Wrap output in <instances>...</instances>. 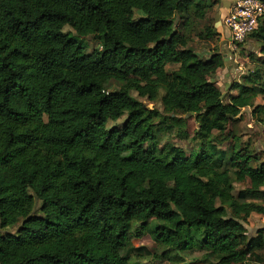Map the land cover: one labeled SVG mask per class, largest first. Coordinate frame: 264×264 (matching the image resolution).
<instances>
[{"label":"trees","instance_id":"obj_1","mask_svg":"<svg viewBox=\"0 0 264 264\" xmlns=\"http://www.w3.org/2000/svg\"><path fill=\"white\" fill-rule=\"evenodd\" d=\"M213 8L0 0V264H136L149 252L133 240L145 236L169 253H201L202 263L264 264V228L250 237L245 226L264 215L253 201L264 200V162L230 130L247 108L264 124V106H255L264 59L226 103L214 81L225 55L192 47L193 24ZM216 28L196 38L213 40ZM91 35L102 49L87 53L78 38ZM249 38L264 57V21ZM161 90L163 113L131 95L154 102ZM187 115L199 125L198 151L160 147L163 130L189 138ZM230 141L231 152L221 147ZM236 183L248 185L238 196Z\"/></svg>","mask_w":264,"mask_h":264},{"label":"rangeland","instance_id":"obj_2","mask_svg":"<svg viewBox=\"0 0 264 264\" xmlns=\"http://www.w3.org/2000/svg\"><path fill=\"white\" fill-rule=\"evenodd\" d=\"M210 4H213V10L208 15L207 21L205 22H196L193 24V31L191 39L194 38L192 47L199 52L204 57L209 56L210 52H217L219 54H224L226 57V65L224 69H221L214 81L216 85L220 88L223 93L224 100L227 103L231 95L237 94L236 91H231V88L236 83L242 85H248L247 76L259 63L260 59H264L261 49L262 45L257 42L254 38L247 39L243 44L238 46V50L235 47H232V41L229 36L228 31L225 28L224 20H219V13H225L230 9L232 3L236 0H207ZM215 2V3H214ZM233 3V4H234ZM231 10V9H230ZM182 21L178 20L177 25L181 24ZM215 24V25H214ZM208 25L217 27L219 36L213 40L207 42H200L196 37L198 33L204 30ZM64 32L69 34L71 37H76V31L67 26L64 28ZM86 49L87 53H91L95 50L102 49V41L97 39L96 36L91 35L87 37L78 38ZM210 51V52H209ZM264 61V60H263ZM114 88H119V85L114 83ZM164 90H161L158 96V99L154 102L149 101L147 98H141L136 91H131V95L136 98L141 103L150 107L151 109H156L160 112H164V107L162 104V98L164 97ZM255 106H264V95H261L255 101ZM254 108H247L243 110L242 115L239 119L233 123L230 127L231 132L233 133L235 140H238L243 146H250V149L255 152V154L261 159V162H264V124L256 123L253 118ZM187 119V116H181ZM127 116L123 117L117 122H110L108 124L109 129L120 127L126 121ZM199 125L196 122L194 116L188 118L187 122V132L189 138L181 139L177 136V129L175 132L168 133L166 130H163L159 133V143L160 147L165 146L170 143L176 145L183 149L187 155H191L193 152H197L199 149V143L193 140L194 133L198 129ZM233 141L227 142L221 147L229 152L232 150ZM248 188L247 184L236 183L234 195L238 196L239 193ZM259 205H264V200H253ZM42 203L37 200L35 213L39 214ZM250 237H255L258 231L264 228V215L252 214L248 217L247 224L245 225ZM18 227H13L7 230L2 231V233H12L15 234L18 231ZM133 243L136 247H145L148 252H143L141 257H134L133 262L136 264H176L175 261L179 256L183 259L182 262L177 264H216L215 262L211 263H202L201 253H196L191 256L187 255H177L176 253H169L165 248L157 246L154 241L149 237L145 236L141 239H134ZM177 256V257H176ZM175 258V259H171ZM180 258V257H179Z\"/></svg>","mask_w":264,"mask_h":264},{"label":"built area","instance_id":"obj_3","mask_svg":"<svg viewBox=\"0 0 264 264\" xmlns=\"http://www.w3.org/2000/svg\"><path fill=\"white\" fill-rule=\"evenodd\" d=\"M224 21L232 47L238 50L259 22L264 21V0H236Z\"/></svg>","mask_w":264,"mask_h":264},{"label":"crops","instance_id":"obj_4","mask_svg":"<svg viewBox=\"0 0 264 264\" xmlns=\"http://www.w3.org/2000/svg\"><path fill=\"white\" fill-rule=\"evenodd\" d=\"M229 1H233V0H229ZM233 3H234V2H233ZM233 3H232V5H231L230 9L232 8ZM230 9L227 10L224 14H223V13H219V16H220V17H219V20H218V21H222V19L225 18V17L229 14ZM223 20H224V19H223ZM225 57H226V56H225Z\"/></svg>","mask_w":264,"mask_h":264},{"label":"water","instance_id":"obj_5","mask_svg":"<svg viewBox=\"0 0 264 264\" xmlns=\"http://www.w3.org/2000/svg\"><path fill=\"white\" fill-rule=\"evenodd\" d=\"M147 108L151 110V108H150V107H148V106H147ZM191 116H192V115H187V117H188V118H189V117H191Z\"/></svg>","mask_w":264,"mask_h":264}]
</instances>
